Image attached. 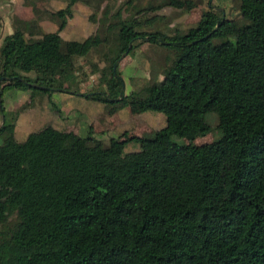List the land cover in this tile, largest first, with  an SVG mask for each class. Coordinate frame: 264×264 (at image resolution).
<instances>
[{"label":"trees","instance_id":"obj_1","mask_svg":"<svg viewBox=\"0 0 264 264\" xmlns=\"http://www.w3.org/2000/svg\"><path fill=\"white\" fill-rule=\"evenodd\" d=\"M66 1L55 32L16 17L0 46V264H264V0H240L243 24L210 7L174 36L145 30L158 20L149 15L190 0H125L82 41L61 36L74 7L97 24L103 0ZM144 44L170 50L164 80L126 95L121 62ZM93 52L102 91L81 93L78 64ZM13 90L86 97L111 115L160 112L166 126L108 145L55 125L19 140L21 112L4 100ZM209 114L222 137L196 146ZM130 142L140 151L125 153Z\"/></svg>","mask_w":264,"mask_h":264},{"label":"rangeland","instance_id":"obj_2","mask_svg":"<svg viewBox=\"0 0 264 264\" xmlns=\"http://www.w3.org/2000/svg\"><path fill=\"white\" fill-rule=\"evenodd\" d=\"M125 0H103L97 9V24L90 21L93 15V10L83 3H78L74 9V17L69 20L67 28L62 32L61 36L64 41H82L86 37L99 33L103 34L104 25L109 22L111 11H116L124 4ZM150 0H143L147 4ZM184 9H176L172 6H164L158 13H150L149 18L154 15L158 16V20L152 27H147L148 31H160L164 34L174 36L176 33L186 34L190 29L197 26L202 14L213 7L216 11L223 14L226 19L236 21L240 24L244 20L240 16V0H190ZM67 7L66 0H42L39 2L37 8L27 7L25 0H0V16L4 19V27L2 29V36L0 39V46L2 40L10 31V22L14 18H20L24 21L32 19L40 20L41 26L46 32H55L57 30L56 23L52 20V13L65 9ZM125 8V6L123 7ZM132 13L124 10L123 16L127 18ZM158 49V51L156 49ZM170 50L166 47H158L150 44H144L139 49H136L130 55L124 56L120 70L125 81L124 90L126 95L133 91L140 90L147 84H159L163 82L164 77L162 73L166 69L167 58L170 55ZM149 60V61H148ZM152 62H151V61ZM142 62L144 64H142ZM147 63V72L139 70L141 65ZM151 62V63H150ZM93 65H98L102 71L105 65L102 62L101 54L93 52L89 58L80 60L77 69V77L80 84L78 89L81 93H90L102 91L99 86L100 75L96 72ZM139 66V67H138ZM58 93V92H56ZM65 94V93H63ZM44 94H37L32 98L31 92H22L13 90L7 92L4 96L6 101V108L9 112L20 111L21 118L17 126V138L23 140L33 132H39L46 126L55 125L59 129L72 132L79 136L86 137L88 132L101 131L108 127H98L102 124V120L111 115L110 106L107 103L88 100L86 97L74 95V99L61 101L57 98L58 94L51 93V100L61 108L60 111H55L54 105L48 96ZM72 95V94H71ZM85 98V99H84ZM33 99V101H32ZM84 100V102H82ZM63 102V103H62ZM85 103V104H84ZM84 107V111H82ZM128 112L129 110L126 109ZM154 117L148 119L147 124L153 131L137 133H128L129 137H145L154 138L157 131L165 128L166 119L160 112H148ZM142 117V116H140ZM140 117L134 116L136 121ZM207 122L213 127L210 134L197 139L194 142L196 146L210 144L222 137V132L217 130V115L209 114L206 117ZM134 120V122H136ZM133 126V125H130ZM127 130V129H126ZM97 132H94L95 135ZM149 133V134H148ZM125 134V133H124ZM6 136H0V145L4 142ZM180 144L187 143L186 140L175 139ZM108 145V143H105ZM140 151V145L135 142L126 144L125 153H136Z\"/></svg>","mask_w":264,"mask_h":264},{"label":"crops","instance_id":"obj_3","mask_svg":"<svg viewBox=\"0 0 264 264\" xmlns=\"http://www.w3.org/2000/svg\"><path fill=\"white\" fill-rule=\"evenodd\" d=\"M153 49H156V48H153ZM156 50L158 51V49H156ZM142 64H144V63L142 62ZM141 66H143V67L141 68L138 66L139 70L145 71L144 73H146L149 65H147V63L145 62V65H141ZM53 94H54V96H55V94H58L57 98L59 97L61 101H67L70 99H74V97H75L74 95H71V94H63V93H53ZM44 96H46V95H43V97ZM47 96H48V100H51V97L49 95H47ZM82 102H84V100ZM51 103L55 105L54 106L55 111L59 112L61 108L57 107V105L52 100H51ZM82 111H84V107H82ZM134 116H137V117L142 116V117H140V119H138V121H136ZM153 117H154L153 115H149L148 113H144L142 115H133L130 111L128 112L126 109H123V110L118 111L114 115L107 114V117H105L102 120V124L98 125L99 128L103 127V126L108 127V128L101 130L99 132H97L95 130L94 132H97L95 135H93L94 132L93 131L91 132V130H90L87 135L94 137L96 140L101 141L104 144L105 143L109 144L111 139L120 138L126 132H133L136 135H142V134H137V133H143L144 134L145 132H149L150 134H152L153 131L148 126L146 121H148V119H151ZM134 120L136 122H134ZM130 125H133V126H130Z\"/></svg>","mask_w":264,"mask_h":264},{"label":"water","instance_id":"obj_4","mask_svg":"<svg viewBox=\"0 0 264 264\" xmlns=\"http://www.w3.org/2000/svg\"><path fill=\"white\" fill-rule=\"evenodd\" d=\"M127 54H125L126 56ZM0 109H1V97H0ZM5 123V118L4 117H1V123H0V129L2 128V126L4 125Z\"/></svg>","mask_w":264,"mask_h":264}]
</instances>
